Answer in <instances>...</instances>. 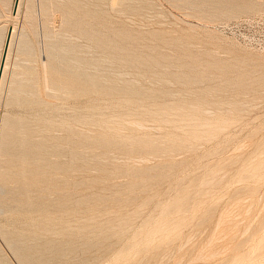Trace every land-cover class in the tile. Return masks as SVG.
I'll list each match as a JSON object with an SVG mask.
<instances>
[{"label": "rangeland", "instance_id": "obj_1", "mask_svg": "<svg viewBox=\"0 0 264 264\" xmlns=\"http://www.w3.org/2000/svg\"><path fill=\"white\" fill-rule=\"evenodd\" d=\"M189 1L32 0L29 22L22 1L0 91V264H264V0H229L254 11L228 21L211 16L227 0Z\"/></svg>", "mask_w": 264, "mask_h": 264}, {"label": "bare ground", "instance_id": "obj_2", "mask_svg": "<svg viewBox=\"0 0 264 264\" xmlns=\"http://www.w3.org/2000/svg\"><path fill=\"white\" fill-rule=\"evenodd\" d=\"M15 1H16V2H15ZM22 1H23V0H12V1H11V4L9 5V7H8V9H7V12H6V18H7V19H6V21H5V25H4V27H3L4 30H3V32H2V31L0 32V91H1V87H2V85H3L2 82H3V76H4V73H5V69L7 68V61H8V57H9V50H10V47H11V44H12V41H13V36H14V34H15V25H14V22H13V21H14L16 18H18V17L20 16V11H21L20 9H21V5H22ZM31 1H32V0H25V3H24V4H25V5H24V12L22 11L23 13H22V16H21V17H23V19H26L28 22H29V19H30V18L32 19V13H34V10H32L33 8H32V2H31ZM186 1H187V0H186ZM192 1H193V0H191V1H189V2H192ZM201 1H202V0H201ZM210 1H212V0H210ZM210 1H209V2H210ZM213 1H214V0H213ZM224 1H225V0H224ZM224 1H222V2H224ZM228 1H229V0H227V1L224 2V3H227L226 5L222 3V4H223V7H224V5H225V7L223 8V10H222V8H221V9L219 8L221 5L219 6V5L217 4L219 10H221L220 12L218 11L217 5H216V6H213L214 8L216 7L217 9H216V8H215V9L213 8V10H215V11H214V13H211V16H212V17H213V16L217 17V16H220V15H221V17L224 16V18H226V20L228 21V20H231V19L235 18L236 16H239L238 14L242 13L243 11H244V13H245V12L247 13L248 11H250V13H251V11H254V10H253V6H254V5L252 6V3H249V2H248L247 4H244V3L241 4V2H240L239 4L235 5V4H232V1H233V3H235V0L229 1V3H228ZM249 1H250V0H249ZM252 1H253V0H252ZM39 2H40V1H39ZM194 2L196 3L195 0H194ZM194 2H192V4H193ZM203 2H204V1H203ZM203 2H202V3H203ZM214 2H215V1H214ZM218 2H219V1H218ZM250 2H251V1H250ZM197 3H198V2H197ZM207 3H208V2H207ZM207 3H206V4H207ZM219 3H221V1H220ZM38 4H40V3H38ZM92 4H93V3H92ZM186 4H187V3H186ZM192 4H191V5H192ZM204 4H205V3H204ZM261 4H262V3H261ZM40 5H42V7H43V4H42V3H41ZM95 5H97V4H95ZM189 5H190V4H189ZM193 5H194V4H193ZM201 5H202V4H201ZM175 6H176V5H175ZM181 6H182V5H181ZM194 6H195V5H194ZM199 6H200V5H199ZM199 6H197V7H199ZM204 6H205V5H204ZM208 7H209V6H208ZM210 7H211V6H210ZM258 7H259V6H258ZM254 8H255V7H254ZM256 8H257V7H256ZM5 9H6V8H5ZM39 9H40V11H39L40 14L42 15V14H43V13H42L43 11H41V7H40ZM199 9H200V7H199ZM211 9H212V7H211ZM83 10H84V9H83ZM203 10H204V9H203ZM208 10H209V9H208ZM199 11H200V10H199ZM199 11H198V12H199ZM209 11H210V10H209ZM92 12H93V11H92ZM210 12H211V11H210ZM212 12H213V11H212ZM216 12H217V13H216ZM218 12H219V13H218ZM258 12H259V11H258ZM89 13H90V12H89ZM244 13H243V14H244ZM246 13H245V14H246ZM45 15H46V14H45ZM258 15H259V14H258ZM94 16H95V15H94ZM209 16H210V14H209ZM211 16H210V17H211ZM92 17H93V16H92ZM213 18H214V17H213ZM222 18H223V17H222ZM218 19H220V18H218ZM27 21H26V22H27ZM213 22H214V21H213ZM24 24H25V23H24ZM69 24H70V23H69ZM101 25H102V24H101ZM22 26H23V27H22ZM22 26H21V30H20V38H19V40H18V41H19V42H18V49H19V50H22L23 48L26 47L25 50L28 49V50L31 51L32 48H28V47L26 46V43H25V34L23 33L24 30H25V29H24L25 27H24V25H22ZM29 26H30V25H29ZM78 26H79V25H78ZM68 28H69V27H68ZM34 33H35V32H34ZM82 33H83V32H82ZM47 34H48V33H47ZM57 34H58V33H57ZM87 34H88V33H87ZM99 35H100V34H99ZM92 36H94V35L92 34ZM100 36H101V35H100ZM65 37H67V36H65ZM65 37H64V38H65ZM86 37H87V36H86ZM89 37H90V36H89ZM98 37H99V36H98ZM98 37H97V38H98ZM118 37H119V36H118ZM91 38H92V37H91ZM43 39H45V38H43ZM101 39H103V38H101ZM78 40H79V39H78ZM117 40H118V39H117ZM47 41H48V39H47ZM61 41H62V40H61ZM63 41H64V40H63ZM45 42H46V41H45ZM65 42H67V41H65ZM110 42H113V40L111 39ZM115 42H116V41H115ZM46 43H47V42H46ZM48 43H49V42H48ZM55 43H56V42H55ZM67 43H68V42H67ZM67 43H66V44H67ZM75 43H76V42H75ZM106 43H107V42H106ZM44 44H45V43H44ZM59 44H61V43H59ZM70 44H71V43H70ZM79 44H80V43H79ZM46 45H47V44H46ZM57 45H58V44H57ZM105 45H106V44H105ZM109 45H110V44H109ZM116 45H117V44H116ZM71 46H72V45H71ZM75 46H76V45H75ZM77 46H78V45H77ZM123 46H124V45H123ZM47 47H49V45H48ZM50 47H51V46H50ZM58 47H59V46H58ZM80 47H81V46H80ZM84 47H85V46H84ZM86 47H87V46H86ZM101 47H103V46H101ZM110 47H111V46H110ZM103 48H104V47H103ZM56 49H57V48H56ZM79 49H80V48H79ZM105 49H106V48H105ZM113 49H114V48H113ZM119 49H120V48H119ZM123 49H124V48H123ZM53 50H54V49H53ZM73 50H74V49H73L72 47H70L69 45H67V46H66V45H64V46H60V47H59V50H58V53H55V57H56V59H57V57L62 58L64 55H67L68 53H70V51H73ZM82 50H83V48H82ZM110 50H111V49H110ZM30 51H29V52H30ZM44 51H45V50H44ZM47 51H48V48H47ZM80 51H81V50H80ZM84 51H85V50H84ZM91 51H92V50H91ZM91 51H90V52H91ZM101 51H102V49H101ZM32 52H33V51H32ZM45 52H46V51H45ZM109 52H110V51H109ZM116 52H117V50H116ZM121 52H122V51H121ZM47 53H48V52H47ZM47 53H46V56H47V57L45 56V57H46V58H45L46 61H45V62L43 61L44 63L42 62V63H43L42 68H43L44 66L46 67V64H47V63H49V65H50L51 62H57V61H54V60L51 61V60L49 59V56H48ZM74 53H75V50H74ZM79 53H80V52H79ZM86 53H87V52H86ZM86 53H85V54H86ZM30 54H31V53H30ZM32 54H33V53H32ZM71 54H72V53H71ZM94 54H95V53H94ZM122 54H123V53H122ZM50 55H51V54H50ZM68 55H69V54H68ZM74 55H75V54H74ZM87 55H88V54H87ZM105 55H106V52H105ZM27 56H28V55H27ZM79 56H80V55H79ZM90 56H91V55H90ZM92 56H93V55H92ZM53 57H54V56H53ZM64 57H65V56H64ZM98 57H99V56H98ZM66 58H67V57H66ZM79 58H81V57H79ZM84 58H85V57H84ZM87 58H90V57H87ZM94 58H95V56H94ZM115 58H117V57H115ZM118 58H119V57H118ZM70 59H71V57L69 58V60H70ZM96 59H97V57H96ZM101 59H103V58H101ZM123 59H124V58H123ZM125 59H126V58H125ZM28 60H30V59H28ZM61 60H62V59H61ZM65 60H67V59H65ZM69 60H68V61H69ZM82 60H83V59H82ZM85 60H86V59H85ZM99 60H100V59H99ZM105 60H106V59H105ZM62 61H63V60H62ZM103 61H104V60H103ZM106 61H107V60H106ZM113 61H114V60H113ZM117 61H118V60H117ZM121 61H122V60H121ZM69 62L71 63L72 60H70ZM87 62H88V61H87ZM90 62H91V61H90ZM93 62H94V61H93ZM101 62H102V61H101ZM108 62H109V64H112V63H110L111 61H108ZM108 62H107V63H108ZM131 62H132V61H131ZM135 62H136V61H135ZM65 63H67V62H65ZM70 63H68V64H70ZM80 63H81V62H80ZM116 63H117V62H116ZM121 63H122V62H121ZM139 63H140V62H139ZM53 64H54V63H53ZM63 64H64V63H63ZM71 64H72V63H71ZM75 64H76V63H75ZM117 64H118V63H117ZM55 65H56V67L58 66V68H61V67H62V66L59 67L60 65H62V64H60V62H58V65H57V63H56ZM76 65H78V62H77ZM79 65H81V64H79ZM82 65H83V64H82ZM103 65H104V63H103ZM124 65H125V64H124ZM13 66H15V65H13ZM50 66H53V65H50ZM63 66H65V65H63ZM89 66H90V65H89ZM185 66H186V65H185ZM28 67H30V66H28ZM32 67H33V66H32ZM34 67H35V65H34ZM54 67H55V66H54ZM56 67H55L54 69H56ZM80 67H81V66H80ZM99 67H100V66H99ZM36 68H37V67H36ZM46 68H49V67H46ZM68 68H69V67H68ZM21 69L23 70V68H21ZM84 69H85V68H84ZM84 69H83V70H84ZM94 69H95V68H94ZM97 69H98V68H97ZM107 69H108V68H107ZM116 69H117V68H116ZM43 70H44V68H43ZM56 70H60V69H56ZM87 70H88V69H87ZM119 70H120V69H119ZM34 71H35V70H34ZM45 71H46V70H45ZM62 71H64V70L62 69ZM67 71H68V69H67ZM71 71H72V70H71ZM90 71H91V70H90ZM103 71H104V70H103ZM116 71H117V70H116ZM27 72H28V69H27ZM27 72H26V73H27ZM65 72H66V71H65ZM94 72H95V71H94ZM96 72H97V71H96ZM98 72H99V71H98ZM110 72H111V71H110ZM113 72H114V71H113ZM46 73H47V72H46ZM48 73H50V72H48ZM87 73H88V72H87ZM121 73H122V72H121ZM125 73H126V72H125ZM27 74H28V73H27ZM31 74H32V73H31ZM42 74H44V71H42ZM59 74H60V73H59ZM77 74H78V73H77ZM85 74H86V73H85ZM95 74H96V73H95ZM112 74H113V73H112ZM183 74H185V73H183ZM78 75H79V74H78ZM86 75H87V74H86ZM89 75H90V74H89ZM12 76H14V75L12 74ZM12 76H11V77H12ZM54 76H56V75H54ZM74 76H75V75H74ZM79 76L81 77V75H79ZM115 76H118V74H116ZM115 76H114V77H115ZM160 76H161V75H160ZM186 76H187V75H186ZM186 76H185V77H186ZM190 76H191V75H190ZM14 77H15V81H18V80H16V75H15ZM24 77H25V76H24ZM24 77H23V78H24ZM62 77H63V76H62ZM27 78H28V80L25 78L23 81H24V82H28V81H30V80L32 79V78H30V77H27ZM71 78H72V77H71ZM82 78H83V77H82ZM88 78H89V77H88ZM90 78H91V77H90ZM95 78H96V77H95ZM104 78H105V77H104ZM197 78H198V77H197ZM200 78H201V76H200ZM13 79H14V78H12V80H13ZM33 79H34V78H33ZM33 79H32V80H33ZM43 79L45 80V78H43ZM61 79H62V78H61ZM68 79H69V78H68ZM73 79H74V78H73ZM102 79H103V78H102ZM111 79H112V78H111ZM12 80H11V81H12ZM19 80H20V78H19ZM21 80H22V78H21ZM44 80H43V82L45 83ZM59 80H60V79H59ZM81 80H82V79H81ZM83 80H85V79H83ZM92 80H93V77H92ZM95 80H96V79H95ZM47 81H48V80H47ZM61 81H62V80H61ZM88 81H90V79H89ZM112 81H113V80H112ZM184 81H185V79H184ZM191 81H192V80H191ZM13 82H14V81H12V83H13ZM18 82H19V81H18ZM95 82H96V81H95ZM99 82H101V81H99ZM99 82H97V83L99 84ZM104 82H105V81H104ZM116 82H117V81H116ZM22 83H23V82H22ZM85 83H86V82H85ZM87 83H88V82H87ZM91 83H92V81H91ZM127 83H128V82H127ZM136 83H137V82H136ZM52 84H53V81H52ZM56 84H57V83H56ZM64 84H65V83H64ZM79 84H80V83H79ZM95 84H96V83H95ZM134 84H135V83H134ZM66 85H67V84H66ZM103 85H104V84H103ZM185 85H186V84H185ZM187 85H188V84H187ZM30 86H32V85L30 84ZM97 86H98V85H97ZM104 86H105V85H104ZM108 86H109V85H108ZM133 86H134V85H133ZM44 87H46L45 84H44ZM85 87H86V86H85ZM109 87H110V86H109ZM122 87H123V86H122ZM11 88H12V87H11ZM11 88H9V89H11ZM29 88H30V87H29ZM33 88H34V87H33ZM57 88H58V87H57ZM62 88H63V87H62ZM74 88H75V86H74ZM79 88H81V87L79 86ZM110 88H111V87H110ZM130 88H131V87H130ZM135 88H136V87H135ZM17 89H18V88H17ZM35 89H36V88H35ZM45 89H46V88H45ZM69 89H70V88H69ZM76 89H77V87H76ZM76 89H72V90H76ZM112 89H114V88H112ZM124 89H125V88H124ZM126 89H127V88H126ZM11 90H12V89H11ZM20 90H21V89H20ZM28 90H29V89H28ZM54 90H55V89H54ZM79 90H80V91H79ZM81 90H83V89H82V88H81V89H77V91H79V92H81ZM84 90H85V89H84ZM114 90H115V89H114ZM114 90H113V91H114ZM128 90H129V89H128ZM15 91H16V90H15ZM31 91H32V90H31ZM31 91H30V92H31ZM51 91H52V90H51ZM67 91H68V90H67ZM69 91H70V90H69ZM102 91H103V90H102ZM148 91H150V90H148ZM9 92H10V91H9ZM28 92H29V91H28ZM63 92H64V91H63ZM123 92H124V91H123ZM143 92H144V91H143ZM11 93H13V90H12ZM20 93H21V92H20ZM31 93H32V92H31ZM71 93H72V91H71ZM76 93H77V92H76ZM86 93H87V92H86ZM120 93H121V92H120ZM21 94H22V93H21ZM23 94H24V93H23ZM38 94H39V93H38ZM44 94H45V93H44ZM63 94H64V93H63ZM65 94H66V93H65ZM78 94H79V93H78ZM90 94H91V93H90ZM108 94H109V93H108ZM111 94H112V93H111ZM111 94H110V95H111ZM115 94H116V93H115ZM118 94H119V93H118ZM17 95H18V94H17ZM66 95H67V94H66ZM80 95H81V94H80ZM87 95H88V94H87ZM116 95H117V94H116ZM119 95H121V94H119ZM14 96H15V95H14ZM122 96H123V95H122ZM122 96H119L118 98H120V97H122ZM145 96H146V95H145ZM151 96H152V95H151ZM86 97H87V96H86ZM170 97H171V96H170ZM41 98H42V97H41ZM54 98H55V97H54ZM148 98H149V97H148ZM39 99H40V98H39ZM40 100H41V99H40ZM48 100H49V99H48ZM63 100H64V99H63ZM114 100H115V99H114ZM150 100H151V99H150ZM171 100H172V99H171ZM117 101H118V100H116V102H117ZM120 101H121V100H119V102H117V103L120 104ZM19 102H20V101H19ZM48 102H49V101H48ZM48 102H47V104H48ZM50 102H51V99H50ZM50 102H49V103H50ZM53 102H54V101H53ZM53 102L51 103V105H52V104L54 105ZM147 102H148V101H147ZM157 102H158V101H157ZM219 102H220V101H219ZM29 103H30V102H29ZM56 103H57V102H56ZM61 103H62V102H61ZM63 103H64V102H63ZM126 103H127V102H126ZM150 103H152V102H150ZM172 103H173V102H172ZM223 103H224V102H223ZM47 104H46V105H47ZM83 104H84V103H83ZM127 104H128V103H127ZM152 104H154V103H152ZM230 104H231V103H230ZM49 105H50V104H49ZM55 105H56V104H55ZM60 105H61V104H60ZM89 105H90V104H89ZM94 105H95V104H94ZM94 105L91 104V106H89V107H92V108H93ZM108 105H109V104H108ZM114 105H115V104H114ZM121 105H123V104L121 103ZM121 105H120V106H121ZM125 105H126V104H125ZM146 105H147V104H146ZM148 105H149V104H148ZM176 105H177V104H176ZM182 105H183V104H182ZM182 105H180V106L177 105L178 107H177V106H174V107L177 109V108L181 107ZM71 106H72V105H71ZM87 106H88V104H87ZM95 106H96V105H95ZM97 106H98V105H97ZM97 106H96V107H97ZM123 106H124V105H123ZM126 106H130V105L128 104V105H126ZM153 106H154V105H153ZM155 106H156V105H155ZM220 106H221V105H220ZM47 107H48V105H47ZM73 107H74V106H73ZM76 107L79 108L78 106H75V108H76ZM106 107H107V106H106ZM106 107H105V109H106ZM109 107H110V106H109ZM143 107H144V106H143ZM147 107H148V106H147ZM150 107H151V106H150ZM159 107H160V109L163 108V107H161V106H159ZM167 107H171V111H172V109H175V108H172L171 105H170V106H167ZM167 107H166V110H165V107H164L163 109H161L162 111H160V109H158V108L155 107V108H156L155 110L158 109L157 111H159V113H158L157 111H154V112H155V113H158V114L161 115L160 112H162V113L165 112V111L167 112ZM183 107H184V106H183ZM85 108H86V107H85ZM92 108H91V110L93 111L94 108H93V109H92ZM99 108H101V107L98 106V109H99ZM110 108H111V107H110ZM127 108H128V107H127ZM133 108H134V107H133ZM148 108H149V107H148ZM185 108H186V107H184V109H182V108L180 109L182 112H183V110H184L183 113H185V111L188 110V113H185L184 115H186V114L189 115V112H191L190 115L192 116V114H193L192 112H195V113H196V110H195L196 108L194 109V107H191V110H194V111H190L189 108L185 110ZM57 109H58V108H57ZM68 109H70V108H68ZM73 109H74V108H73ZM96 109H97V108H96ZM96 109H95L94 111H96ZM98 109H97V110H98ZM102 109H104V108L102 107ZM102 109H101V110H102ZM107 109H108V108H107ZM130 109H131V108H130ZM141 109H142V108H141ZM145 109L147 110V108H144V110H145ZM168 109H169V108H168ZM176 109H175V110H176ZM219 109H220V108H219ZM47 110H48V109H47ZM52 110H55V109H52ZM71 110H72V109H71ZM86 110H88V109L86 108ZM99 110H100V109H99ZM99 110H98V111H99ZM108 110H109V109H108ZM108 110H107V111H108ZM125 110H127V109H125ZM136 110H137V109H136ZM149 110H150V109H149ZM152 110H153V109H152ZM34 111H35V110H34ZM49 111H50V110H49ZM73 111L75 112V110H73ZM73 111H72L71 114H70V112L68 111L69 114H70V115H69L70 117L74 116L75 113L73 114ZM76 111H80V112H81V110H77V109H76ZM88 111H89V110H88ZM107 111H106V114L109 113V112L107 113ZM112 111H113V110H112ZM122 111H124V110H122ZM132 111H133V110H132ZM137 111H139V110H137ZM147 111H148V110H147ZM150 111H151V110H150ZM181 111H180V113H181ZM36 112H37V111H36ZM38 112H39V110H38ZM40 112H42V111L40 110ZM40 112H39V113H40ZM82 112L85 113V112H87V111H82ZM82 112H81V113H82ZM115 112H116V111H115ZM154 112H153V113H154ZM168 112L170 113V109L168 110ZM168 112H167V113H168ZM172 112H173V111H172ZM198 112H199V115H200V114H201L200 112H203V111H201V110L199 111V110H198ZM198 112H197V114H198ZM46 113H47V112H46ZM46 113H45V114H46ZM48 113L51 114V112H48ZM53 113H54V112H53ZM77 113H78V112H77ZM77 113H76V115H77ZM81 113H79L78 115H80ZM93 113H94V112H93ZM97 113H98V112H97ZM117 113H118V112H117ZM117 113H116V114H117ZM124 113H125V112H124ZM124 113L122 112V114H124ZM128 113H130V111H129ZM128 113L126 112L127 115H128ZM131 113H132V112H131ZM133 113H134V112H133ZM133 113H132V115H133ZM135 113H136V115H137V112H136V111H135ZM138 113H139V112H138ZM144 113H145V111H144V112L142 111V114H144ZM151 113H152V112H151ZM153 113H152V114H153ZM155 113H154V114H155ZM169 113H168V114H169ZM195 113H194V114H195ZM54 114H55V113H54ZM64 114H66V112H65ZM85 114H86V113H85ZM152 114H151V115H152ZM154 114H153V115H154ZM164 114H165V113H163V115H164ZM170 114H171V113H170ZM174 114H175V113H173L172 115H174ZM177 114H178V115H181L182 113L179 114V112H178V113L176 112V115H174V116H175L174 118H176ZM32 115H33V114H32ZM38 115H40V114H38ZM83 115H84V114H83ZM86 115H88V114H86ZM100 115H101V114H100ZM138 115H139V114H138ZM140 115H141V114H140ZM155 115H156V114H155ZM160 115H156V116H157L156 119L158 118V116L161 118ZM165 115H166V114H165ZM187 115H186V116H187ZM209 115H210V114H209ZM213 115H214V114H213ZM9 116H10V115H9ZM36 116H37V115H36ZM114 116H115V115H114ZM117 116H118V115H117ZM120 116H121V115H120ZM145 116H147V114H146ZM148 116H149V115H148ZM168 116H169V115H168ZM191 116L189 117V119H187V117L184 118V116H183L182 119H185V120L187 119V122H188V121L190 120ZM201 116H202V114H201ZM201 116H199V117H201ZM54 117H55V116H54ZM54 117H53V118H54ZM65 117H66V115H65ZM75 117H76V116L72 117V118H74L73 120L76 119ZM79 117H80V116H79ZM84 117H85V115H84ZM100 117H101V116H100ZM103 117H104V116H103ZM105 117H106V116H105ZM181 117H182V116H181ZM181 117H180V118H181ZM193 117H195V116H192V118H193ZM39 118H40V117H39ZM44 118H46V117H44ZM48 118H50V120H51V117H48V116H47L46 119H48ZM101 118H102V117H101ZM101 118H100V119H101ZM119 118H120V117H119ZM151 118H152V117H151ZM162 118H164V117L162 116ZM162 118L160 119V122H161V120H162V122L165 123L166 120L164 119V121H163ZM165 118H167V119L169 120L168 117H165ZM170 118H171V116H170ZM174 118L172 117V119H174ZM180 118L178 117L174 122L176 123V121H178V119H180ZM195 118H196V117H195ZM205 118H206V117H205ZM85 119H86V118H85ZM93 119H94V118H93ZM93 119H92V120H93ZM97 119H98V118H97ZM100 119H99L98 121H100ZM106 119H107V118H106ZM112 119L114 120V118H112ZM112 119H108V120L112 121ZM132 119H133V118H132ZM153 119H154V118H153ZM158 119H159V118H158ZM158 119H157V120H158ZM182 119H180V120L182 121ZM199 119H200V118H199ZM199 119H198V120H199ZM201 119H203V118L201 117ZM50 120H48V121L45 120V121H47V122H52L53 119H52L51 121H50ZM64 120H65V119H64ZM66 120H67V119H66ZM66 120H65V122H67ZM79 120H80V119H79ZM82 120H84V118H83ZM89 120H90V118H89ZM94 120H95V119H94ZM102 120H104V119H102ZM117 120H119V119H118V118L116 119V117H115V121H117ZM168 120H167V121H168ZM194 120H195V119H194ZM204 120H205V119H204ZM204 120H201V121H204ZM32 121H34V120H32ZM68 121H69V120H68ZM71 121H72V120H71ZM76 121H77V120H76ZM98 121L96 120L95 123L97 122V124H100L101 122L98 123ZM106 121H107V120H106ZM124 121H125V120H124ZM167 121H166V124H167V123H169V124L171 123V125L174 124L172 120H171L172 122H169L170 120H169L168 122H167ZM196 121H197V120H195V122H194V121H192V122H194V123H199L200 120L197 121V122H196ZM201 121H200V122H201ZM69 122H70V121H69ZM69 122H68V123H69ZM93 122H94V121H93ZM112 122H113V121H112ZM53 123H54V122H53ZM108 123H109V122H108ZM108 123H107V124H108ZM116 123H117V122H116ZM190 123H191V121H190ZM194 123H193V124H194ZM207 123H208V122H207ZM207 123H206V124H207ZM79 124H80V123H79ZM102 124H103V123H101L100 125H102ZM126 124H127V123H126ZM138 124H139V123H138ZM180 124L182 125V122H180ZM185 124H187V123H185ZM203 124H204V123H203ZM206 124H204V125H206ZM30 125H32V124H30ZM45 125H46V124H45ZM60 125H62V124H60ZM103 125H104V127H106V123L103 124ZM114 125H115V124H114ZM121 125H122V124H121ZM130 125H131V124H130ZM178 125H179V123H178ZM183 125H184V124H183ZM197 125H198V124H197ZM201 125H202V124H201ZM207 125H208V124H207ZM43 126H44V125H43ZM70 126H72V125H70ZM83 126H84V125H83ZM138 126H139V125H138ZM179 126H180V125H179ZM186 126H187V125H186ZM189 126L192 127V125H190V124H189ZM189 126H188V128H189ZM195 126H196V125H195ZM202 126H203V125H202ZM208 126H209V128H210L209 130H212V129H211V126H210V125H208ZM91 127H92V126H91ZM140 127H142V126H140ZM181 127H182V126H181ZM183 127H185V125H184ZM183 127H182L181 129H184ZM191 127H190V128H191ZM50 128H51V127H50ZM57 128H58V127H57ZM106 128H107V127H106ZM138 128H139V127H138ZM147 128H148V127H147ZM175 128H176V127H175ZM177 128H178V127H177ZM203 128H205V126H204ZM29 129H32V128H29ZM42 129H43V128H42ZM45 129H46V128H45ZM54 129H55V128H54ZM58 129H59V128H58ZM107 129H108V128H107ZM150 129H151V128H150ZM186 129H187V127H186ZM186 129H185V130H186ZM193 129H194V127H192V129H190V130H193ZM195 129H197V128H195ZM195 129H194V130H195ZM198 129H199V128H198ZM198 129H197V130H198ZM207 129H208V127H207ZM46 130H47V129H46ZM46 130H45V131H46ZM75 130H76V129H75ZM77 130H78V129H77ZM80 130H81V129H80ZM105 130H106V129H105ZM194 130H193V131H194ZM197 130H196V131H197ZM24 131H25V130H24ZM58 131H59V130H58ZM62 131H63V130H62ZM101 131H102V130H101ZM118 131H119V130H118ZM186 131H187V130H186ZM47 132H48V131H47ZM49 132H50V131H49ZM56 132H57V129H56ZM73 132H74V131H73ZM188 132H189V131H188ZM194 132H195V131H194ZM57 133H59V132H57ZM80 133H81V132H80ZM114 133H115V132H114ZM189 133H191V132H189ZM192 133H193V132H192ZM55 134H56V133H55ZM77 134H78V133H77ZM193 134H194V133H193ZM32 135H33V134H32ZM50 135H51V134H50ZM66 135H67V134H66ZM73 135H74V134H73ZM80 135H81V134H80ZM129 135H130V134H129ZM173 135H174V134H173ZM199 135H200V134H199ZM51 136H52V135H51ZM99 136H100V135H99ZM133 136H134V135H133ZM187 136H188V135H187ZM42 137H43V136H42ZM52 137H53V136H52ZM59 137H60V136H59ZM66 137H67V136H66ZM44 138H45V137H44ZM53 138H54V137H53ZM139 138H140V137H139ZM139 138H138V139H139ZM146 138H147V137H146ZM148 138H149V137H148ZM148 138H147V139H148ZM156 138H157V137H156ZM173 138H174V136H173ZM31 139H32V138H31ZM39 139H40V138H39ZM46 139H47V138H46ZM50 139H51V138H50ZM58 139H59V138H58ZM61 139H62V138H61ZM67 139H68V138H67ZM73 139H74V138H73ZM136 139H137V138H136ZM142 139H145V137H144V138L142 137ZM178 139H179V138H178ZM184 139H185V138H184ZM47 140H48V139H47ZM55 140H56V138H55ZM65 140H66V139H65ZM74 140H75V139H74ZM128 140H130V139H128ZM140 140H141V139H140ZM140 140H139V142H140ZM148 140H149V139H148ZM150 140H151V138H150ZM156 140H157V139H156ZM43 141H44V140H43ZM63 141H64V140H63ZM151 141H152V140H151ZM154 141H155V140H154ZM180 141H182V140L179 139V142H180ZM47 142H49V141H47ZM56 142H57V141H56ZM75 142H76V141H75ZM139 142H138V143H139ZM141 142H142V141H141ZM143 142H144V140H143ZM146 142H148V141H146ZM149 142H150V141H149ZM149 142H148V143H149ZM36 143H37V142H36ZM38 143H40V142H38ZM62 143H63V142H62ZM64 143H65V142H64ZM66 143H68V142H66ZM150 143H151V142H150ZM150 143H149V145H150ZM152 143H153V142H152ZM177 143H178V142H177ZM71 144H72V143H71ZM83 144H84V143H83ZM180 144H181V142H180ZM46 145H47V144H46ZM50 145H51V144H50ZM54 145H55V144H54ZM64 145H65V144H64ZM79 145H80V144H79ZM142 145H143V144H142ZM146 145H147V144H144V146H146ZM177 145H178V144H177ZM177 145H176V143H175V146H177ZM42 146H43V143H42ZM75 146H76V145H75ZM180 146H181V145H180ZM183 146H184V145H183ZM49 147H50V146H49ZM57 147H58V146H57ZM177 147H179V146H177ZM65 148H66V147H65ZM67 148H68V147H67ZM184 148H185V147H184ZM187 148H188V147H187ZM41 149H42V148H41ZM46 149H47V148H46ZM50 149H51V148H50ZM69 149H70V148H69ZM73 149H74V148H73ZM81 149H82V148H81ZM44 150H45V149H44ZM61 150H62V149H61ZM82 150H84V148H83ZM132 150H133V149H132ZM168 151H169V150H168ZM78 152H79V151H78ZM79 153H80V152H79ZM82 153H83V152H82ZM58 155H59V153H58ZM75 155H76V154H75ZM82 156H83V155H82ZM100 156H101V155H100ZM76 157H77V156H76ZM79 158H80V157H78V159H79ZM60 159H61V158H60ZM67 159H68V158H67ZM72 159H73V158H72ZM72 159H70V160H72ZM80 159H81V158H80ZM82 159H83V158H82ZM45 161H46V160H45ZM36 163H37V162H36ZM66 163H67V162H66ZM75 164H76V163H75ZM67 165H68V164H67ZM82 165H83V164H82ZM70 166H71V165H70ZM75 166H76V165H75ZM79 166H80V165H79ZM72 167H73V166H72ZM76 167H77V166H76ZM78 170H79V169H78ZM82 170H83V169H82ZM77 172H78V171H77ZM58 173H59V172H58ZM63 174H64V173H63ZM78 176H79V175H78ZM78 176H77V177H78ZM68 177H69V176H68ZM221 177H222V176H221ZM65 180H66V179H65ZM205 182H206V181H205ZM210 182H211V181H210ZM80 184H81V183H80ZM200 184H201V183H200ZM67 188H68V187H67ZM73 206H74V205H73ZM186 208H187V207H186ZM58 214H59V213H58ZM59 217H60V216H59ZM61 218L63 219V217H61ZM76 219H77V218H76ZM22 220H23V219H22ZM38 220H39V219H38ZM40 220H41V219H40ZM19 221H20V220H19ZM23 221H26V220H23ZM55 221H56V220H55ZM15 222H16V221H15ZM30 222H32V221H30ZM40 222H41V224H42V221H40ZM51 222H53V221H51V219H45V218H44V224H51ZM216 222H218V221H216ZM25 223H26V222H25ZM27 223H28V222H27ZM55 223H56V222H55ZM57 223H59V222H57ZM60 223H61V222H60ZM62 223H63V222H62ZM36 224H37V223H36ZM66 224H67V223H66ZM215 224H216V223H215ZM32 225H33V224H32ZM32 225H31V226H32ZM59 225H60V224H58L57 226H59ZM9 226H10V225H9ZM11 226H12V225H11ZM27 226H28V225H27ZM29 226H30V225H29ZM42 226H43V225H42ZM48 226H52V224H51V225H48ZM53 226H54V225H53ZM60 226H61V225H60ZM60 226H59V227H60ZM65 226H66V225H65ZM76 226H77V225H76ZM25 227H26V226H25ZM10 228H11V227H10ZM42 228H43V230H45V229H44L45 227H42ZM15 229H16V228H15ZM49 229H50V228H49ZM56 229H57V228H56ZM20 230H21V229H20ZM46 230L48 231L47 227H46ZM50 230H51V229H50ZM53 230H54V229H53ZM63 230L66 231L65 229H63ZM51 231H52V230H51ZM54 231H55V230H54ZM57 231H58V230H57ZM14 232H15V231H14ZM31 232H32V231H31ZM33 232H34V231H33ZM59 232H60V231H59ZM54 233L57 234L56 231H55ZM71 233H72V232H71ZM61 234H63V232L60 233V234L58 233V235H61ZM42 247H43V246H42ZM16 251H17V250H16Z\"/></svg>", "mask_w": 264, "mask_h": 264}, {"label": "water", "instance_id": "obj_3", "mask_svg": "<svg viewBox=\"0 0 264 264\" xmlns=\"http://www.w3.org/2000/svg\"><path fill=\"white\" fill-rule=\"evenodd\" d=\"M16 2V1H15Z\"/></svg>", "mask_w": 264, "mask_h": 264}]
</instances>
